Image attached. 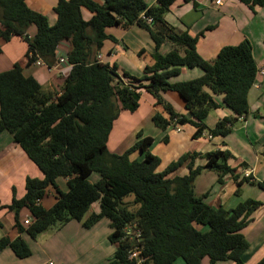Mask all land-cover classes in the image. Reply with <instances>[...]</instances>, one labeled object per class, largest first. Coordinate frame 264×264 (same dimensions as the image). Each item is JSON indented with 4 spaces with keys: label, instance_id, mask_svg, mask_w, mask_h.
Listing matches in <instances>:
<instances>
[{
    "label": "trees",
    "instance_id": "1",
    "mask_svg": "<svg viewBox=\"0 0 264 264\" xmlns=\"http://www.w3.org/2000/svg\"><path fill=\"white\" fill-rule=\"evenodd\" d=\"M158 6L148 7L145 0H59L54 9L56 23L51 26L45 16L31 10L26 0H0V38L9 42L18 37L27 43L26 66L41 60L49 68L58 62V48L69 44L65 62L70 67L61 95L45 93L40 83L24 74L16 63L0 73V134L9 132L43 179L27 178L26 194L13 198L8 207L16 212L15 228L35 239L52 227H62L70 221L91 228L102 219L111 222L114 232L109 237L117 250L108 264H135L130 259L132 244L143 249V264H210L233 261L244 264L243 256L249 244L243 234L262 207L255 200L240 202L235 209L213 208L195 194V180L206 169L217 173L219 180L231 175L237 184L236 195L245 184H254L249 176L241 179L237 168L229 165L233 155L217 150L208 155L203 167H195V155L186 154L166 168L149 152L153 138H142L124 154L110 153L108 140L115 121L122 111L138 110L143 93L151 95L156 107H162L168 119L155 114V126L166 130L176 121L195 128L193 139L206 132L210 138L225 137L249 114L248 94L258 68L251 44L224 47L216 60L209 63L197 51L199 37L188 31L174 33L165 16L178 0H156ZM264 9V0H239ZM91 17L86 20L83 11ZM153 19L146 23L140 16ZM137 25L147 31L156 48L154 65L147 66L141 79L124 74L120 78L116 66L101 63L97 56L106 41L116 42L107 29ZM31 26L36 35L29 37ZM171 45L162 54L160 48ZM1 53V49H0ZM183 68H198L203 76L187 82L171 83ZM210 89L222 95L225 106L233 116L220 120L209 129L205 120L221 106ZM177 93L185 102L186 114L176 113L163 94ZM141 152L142 161L131 156ZM188 159V173L173 179ZM244 167V166H243ZM99 180L91 183L94 174ZM67 181L63 192L57 180ZM264 189V183L259 184ZM56 193L54 205L47 209L42 201L50 190ZM126 199L132 200L136 211L128 209ZM100 204V213L91 207ZM28 208L33 221L27 229L19 222L18 214ZM136 224L139 238L125 236L123 230ZM10 247L15 256L25 259L31 251L21 239L0 241V251ZM257 264H264V258Z\"/></svg>",
    "mask_w": 264,
    "mask_h": 264
},
{
    "label": "crops",
    "instance_id": "2",
    "mask_svg": "<svg viewBox=\"0 0 264 264\" xmlns=\"http://www.w3.org/2000/svg\"><path fill=\"white\" fill-rule=\"evenodd\" d=\"M59 0H26L27 6L45 16L48 23H56L54 9ZM102 3L101 0H95ZM178 0L170 12L165 16L167 24L174 33L188 31L191 36L199 37L197 51L207 62L211 63L218 57L224 47L237 46L244 41L251 44L258 74L248 94L249 114L247 118L233 127L225 137L210 138L205 132L199 139H193L195 128L191 125H171L166 130L155 126L153 118L160 113L168 119L162 107L155 106L154 98L143 93L140 106L134 113L122 111L115 121L108 140V150L113 154H124L137 141L139 134L142 138H153L154 143L149 152L161 160L162 168L168 167L186 154L195 155V167H203L207 163L208 155L217 150L229 151L233 158L229 160L232 168H237L241 179L251 176L255 183H245L238 195L237 184L231 175L219 180L217 173L204 170L195 180V194L204 198L205 203L213 208L232 210L240 202L251 199L262 203V207L254 214V221L243 231L249 244V250L243 256L244 264H257L264 258V189L259 184L264 183V9L253 7L239 0ZM147 6H158L156 0H145ZM84 19L88 20L91 14L83 11ZM144 16V14H141ZM1 31V25H0ZM37 30L30 27L28 34L33 38ZM107 34L116 39V42L106 41L97 59L101 63L117 67V73L123 78L124 74L141 79L147 66L152 67V56L157 52L149 33L137 25L126 28H112ZM23 41V40H22ZM18 37L9 42L0 38L1 54L6 56V62L0 65V73L11 70L14 64L19 63L24 74L34 77L41 85L43 92L52 93L55 97L61 95L62 87L69 74L68 65L59 64L52 71L46 64L30 67L26 66L27 46ZM24 45V48L18 43ZM24 42V41H23ZM19 46V47H18ZM171 45L165 44L160 48L162 54L171 51ZM69 50L68 43H62L58 48L57 58H65ZM24 51V54H22ZM203 76L198 69L183 68L179 77L171 83L187 82ZM205 92L213 96L221 106L212 112L205 120L209 129L227 117L233 116L223 101L222 95H215L206 88ZM164 100L169 103L176 113L185 115V102L174 92L163 94ZM187 115V114H186ZM132 160L142 161L144 156L135 153ZM188 159L175 173L173 179L185 176L188 173ZM244 166V167H243ZM89 178L91 183L94 181ZM99 176V175H98ZM27 178L43 179L40 170L31 162L24 150L15 144L9 132L0 134V241L21 239L31 251L25 259L17 258L10 247L0 251V264H108L117 250L116 245L110 242L109 237L114 232L111 222L102 219L91 228H84L82 223L70 221L62 227H52L32 239L26 231L19 232L16 228V212L8 207L13 198L21 199L26 194ZM59 189L68 191L65 179L57 180ZM56 193L50 190L41 202L49 209L55 203ZM91 213H100V204L91 207ZM20 225L27 229L33 221L28 208H23L18 214ZM29 221V224L25 222ZM177 264H185L178 261ZM201 264H210L204 259ZM218 264H235L233 261H223Z\"/></svg>",
    "mask_w": 264,
    "mask_h": 264
},
{
    "label": "built area",
    "instance_id": "3",
    "mask_svg": "<svg viewBox=\"0 0 264 264\" xmlns=\"http://www.w3.org/2000/svg\"><path fill=\"white\" fill-rule=\"evenodd\" d=\"M222 1L221 0H217L216 1V5H221ZM142 19H144L146 21V23L151 24L153 19L151 17H143L141 16ZM36 65H44V63L41 60H38L36 63ZM59 64H66L65 59L64 58H60L59 59ZM48 68V67H47ZM49 70H51V68H49ZM179 126H177V130L179 131ZM26 224H29V221L25 222ZM137 225L134 224H130L127 227L124 228L123 233L125 234V236H129L131 237V239L133 238H139L140 237V232L136 229ZM132 249L130 251V259L135 260V264H143L144 263V259L142 257V251L143 249L140 247H137V243H134L131 245ZM47 264H53V263H47Z\"/></svg>",
    "mask_w": 264,
    "mask_h": 264
},
{
    "label": "rangeland",
    "instance_id": "4",
    "mask_svg": "<svg viewBox=\"0 0 264 264\" xmlns=\"http://www.w3.org/2000/svg\"><path fill=\"white\" fill-rule=\"evenodd\" d=\"M31 27H33L34 29H36V27L35 26H31ZM108 30H110V29H107L106 31H108ZM22 41V40H21ZM22 43H24L26 46H27V43H25V42H23L22 41ZM19 44V46H21V47H23L24 48V45L23 44H21L20 42L18 43ZM18 46V47H19ZM27 48H28V46H27ZM27 52V51H26ZM22 54H24V51H23V53ZM6 62V56L4 55V54H1L0 55V65H3L4 63ZM48 70H49V68H47ZM54 68H52L51 70H49V71H52ZM264 110V109H263ZM245 119H242V121H244ZM99 176H98V174H96V173H94V176L91 178V180L92 181H94L95 179H97ZM125 204V206L129 209L130 208V210H132V211H136V207L135 206H132V200L130 199H126L125 200V202H124ZM179 261H182V260H179Z\"/></svg>",
    "mask_w": 264,
    "mask_h": 264
},
{
    "label": "clouds",
    "instance_id": "5",
    "mask_svg": "<svg viewBox=\"0 0 264 264\" xmlns=\"http://www.w3.org/2000/svg\"><path fill=\"white\" fill-rule=\"evenodd\" d=\"M140 17H141V16H140ZM143 17H145V15H144ZM141 18H142V17H141ZM59 59H60V58H58V63H59ZM64 59H65V58H64ZM99 61H100V60H99ZM64 65H65V64H64ZM66 65H68V64H66ZM48 68H49V67H48ZM51 69H52V68H51ZM119 77H120V76H119ZM120 78H122V77H120ZM241 119H242V118H241ZM173 125L180 126L179 124L176 123V121L173 122Z\"/></svg>",
    "mask_w": 264,
    "mask_h": 264
},
{
    "label": "water",
    "instance_id": "6",
    "mask_svg": "<svg viewBox=\"0 0 264 264\" xmlns=\"http://www.w3.org/2000/svg\"><path fill=\"white\" fill-rule=\"evenodd\" d=\"M140 154H142L141 152H139Z\"/></svg>",
    "mask_w": 264,
    "mask_h": 264
}]
</instances>
